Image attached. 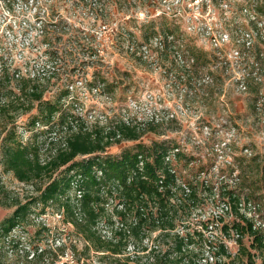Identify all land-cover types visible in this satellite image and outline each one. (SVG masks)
Instances as JSON below:
<instances>
[{
  "label": "rangeland",
  "instance_id": "obj_1",
  "mask_svg": "<svg viewBox=\"0 0 264 264\" xmlns=\"http://www.w3.org/2000/svg\"><path fill=\"white\" fill-rule=\"evenodd\" d=\"M252 6L247 0H0V67L12 77L18 69L26 73L47 61L48 48L60 46L64 54L57 69L67 71L69 79L64 75L50 79L44 98L54 99L64 84H74L76 97L63 101V109L76 115L74 129L101 132L110 140L105 153L112 155L139 143L152 146L164 141L171 149L178 147L169 154L174 158V152L181 151L173 167L182 181L198 179L201 187L195 203L180 205L174 213L178 226L171 235L146 226L136 230L132 207L117 194H103L97 229L121 247L119 254L90 245L58 203H38L0 239V264H167L162 254L174 250L175 231L189 236L195 229L201 231V225L192 222L226 209L215 194L234 183L242 185L243 194L253 192L251 202L243 200L242 211L264 228V37L259 39L257 30L247 27L256 18ZM258 17L259 32L264 34V15ZM242 26L251 43L236 40ZM54 31L57 35L50 39ZM147 35H152L149 40ZM169 41L175 47L166 59L163 49ZM74 46L77 52L70 55ZM188 49L201 57L199 77L193 79L197 88L192 89L177 73L178 64L194 63ZM102 75L105 86L99 84ZM36 113L35 107L19 116V135L25 143H36L46 162L63 148L58 135L69 136L71 128L58 114L53 125L29 128ZM122 123L138 126L140 138L109 136ZM6 134L0 118V222L18 202L33 201L51 180L44 174L21 181L4 168L1 146ZM75 192L71 188L67 195ZM235 217L226 209L225 220ZM205 235L218 237L214 240L224 242L232 256L203 246L196 232L193 242L185 245L188 252L195 249L190 264L216 260L249 264L247 255L239 253L234 228L210 226ZM243 241L261 262L257 249L250 246L252 237L246 235ZM151 247L155 250L149 254Z\"/></svg>",
  "mask_w": 264,
  "mask_h": 264
},
{
  "label": "trees",
  "instance_id": "obj_2",
  "mask_svg": "<svg viewBox=\"0 0 264 264\" xmlns=\"http://www.w3.org/2000/svg\"><path fill=\"white\" fill-rule=\"evenodd\" d=\"M247 2L253 5L256 12V18L251 20L247 27L250 30H257L256 34L259 39H262L264 34L259 32L257 19L260 14L264 15V4L262 0H247ZM236 4L240 5V2L236 1ZM237 32L236 40L250 42L245 37L249 34L245 26L240 27ZM170 33L166 34L167 39ZM56 35L57 32L54 31L50 39ZM151 36L147 35L144 38L149 40ZM165 45L163 54L167 59L175 45L171 41ZM74 48L78 46L71 47L70 55L77 52ZM60 50H62L60 46L54 50L48 48L46 50L47 61L41 67L27 68L26 73H19L21 69H18L19 71L16 69L14 77L3 65L0 67V118L3 119V124L5 122L7 128V134L1 146V162L7 171H12L21 181H31L44 174L51 179L33 201L18 202L13 213L0 222V239L7 237L28 216L33 205L42 202L48 205L56 202L60 209L63 208L68 221L77 227L87 242L96 250L119 254L122 252L121 247L113 239L104 237L97 229L101 210L99 203L104 195L113 194L119 195L125 205L132 207L136 217V230H142L146 226L151 230L161 229V232L171 235V231L178 226L177 215L174 216V213L179 211L178 207L189 205L188 202L195 203L200 194L201 187L198 179L185 181L180 179L182 175L173 167V160L181 156V151L174 152V158L169 157L171 150L179 148L171 149L164 141L155 142L152 146L139 143L133 149L126 148L119 155H112L105 153L110 140H105L106 136L101 132L97 133L91 129H74L76 128L74 125L76 115L63 109L64 100L76 97L73 93L74 84H64L54 99L44 98L50 79L56 75H64L66 80L69 79L70 74L66 70V72H60L57 69L58 61L64 54V51L59 52ZM188 51L192 54L194 63L178 64L177 73L179 79L184 81V86L192 89L197 88V81L193 79L199 77L201 57H197L198 54L194 49L191 51L188 49ZM259 52L261 54L263 50L260 49ZM101 80L103 81L99 84L107 85L104 75L101 76ZM254 88L259 93V83H256ZM35 107L37 113L32 115L29 128L34 129L37 124L53 125L56 114L71 128L69 136L58 135V138L62 139L60 142L63 148L46 162L41 161L39 146L31 141L23 142L19 135V116ZM7 115H10L9 122L4 120ZM116 129L111 131L109 136L120 133L122 137L137 140L142 134L141 129L132 123H122ZM191 168L194 167L191 166ZM59 169H62L60 173L53 176ZM71 188L76 190L74 196L67 195ZM241 188V184L234 183L221 188L215 194L216 200H223L226 209L236 214L235 220L231 222L225 220L226 209L223 208V211H214L206 219L192 222V225H201V231L195 229L190 236L180 235V231H175L176 242L174 248L172 247L174 250L168 254L166 251L162 254L167 264H190L189 256L195 249L188 252L185 245L193 242L191 240L196 238L193 236L196 232L199 238H203L200 240L203 246L208 245L210 249H216L215 253L231 257L224 242L218 243L214 240H218V237L213 236L214 239H212L205 235V229H210V226L216 228L219 225L222 230L228 231L234 228L237 231L239 253L247 255L249 264H264V228L256 225L254 216L242 211L243 200L249 203L254 195L250 190L243 194ZM246 235L252 237L250 246L257 249L262 259L261 262L258 263L255 260L254 253L245 245L243 238ZM148 246H144L143 249H148ZM154 250L155 248L151 247L149 254L154 253ZM42 255H45V251ZM217 262V260L214 263L207 261L206 264H218Z\"/></svg>",
  "mask_w": 264,
  "mask_h": 264
},
{
  "label": "built area",
  "instance_id": "obj_3",
  "mask_svg": "<svg viewBox=\"0 0 264 264\" xmlns=\"http://www.w3.org/2000/svg\"><path fill=\"white\" fill-rule=\"evenodd\" d=\"M169 157H170V156H169ZM169 157H168V158H169Z\"/></svg>",
  "mask_w": 264,
  "mask_h": 264
}]
</instances>
